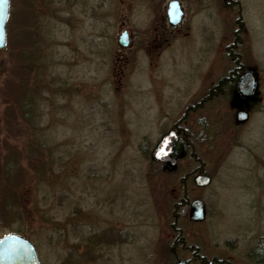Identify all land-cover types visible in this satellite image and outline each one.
Here are the masks:
<instances>
[{
  "label": "rangeland",
  "instance_id": "1",
  "mask_svg": "<svg viewBox=\"0 0 264 264\" xmlns=\"http://www.w3.org/2000/svg\"><path fill=\"white\" fill-rule=\"evenodd\" d=\"M211 3L207 31L201 18L126 51L124 23L149 17L144 2L10 0L0 241L24 236L41 264H264V0ZM236 67L254 73V95L234 84L211 97ZM172 130L187 143L173 170L152 157Z\"/></svg>",
  "mask_w": 264,
  "mask_h": 264
},
{
  "label": "water",
  "instance_id": "2",
  "mask_svg": "<svg viewBox=\"0 0 264 264\" xmlns=\"http://www.w3.org/2000/svg\"><path fill=\"white\" fill-rule=\"evenodd\" d=\"M179 5L177 2L169 4L168 16L172 21L178 15ZM10 15V0H0V51L5 49L7 38V22ZM127 35L122 34L119 37L118 44L125 48L128 46ZM257 86V80L254 73L247 71L239 79L237 84L238 94L243 98H250L254 95ZM248 115L244 111L237 114L238 122H245ZM180 134L176 130L166 134L153 152V159L157 163H162L170 169H175L179 151L176 150ZM211 182L210 177L200 174L195 178V185L198 188H205ZM191 211L189 218L191 221L200 222L205 216V204L200 200H195L190 204ZM0 264H40L38 254L34 246L26 239L18 235H9L0 241ZM176 264H188L180 261Z\"/></svg>",
  "mask_w": 264,
  "mask_h": 264
},
{
  "label": "flooded vegetation",
  "instance_id": "3",
  "mask_svg": "<svg viewBox=\"0 0 264 264\" xmlns=\"http://www.w3.org/2000/svg\"><path fill=\"white\" fill-rule=\"evenodd\" d=\"M138 1L140 3L144 2V5H148L150 9L148 12L149 17L145 16L141 18V16L129 15V24L124 23V30L121 32V35H127L128 46L125 48L119 46L126 51H131L135 45H137L136 47H144V45L149 44V41L146 40V34L192 33L196 30V20L201 18H203V21L206 19L207 27L203 26L205 28H202L204 31H207L208 24H211L207 20L212 19V0H170L167 5H165L166 0ZM224 1L227 3L229 0ZM171 2H177L179 5L178 15L172 21L168 16L169 4ZM130 10H132L131 4L129 6ZM241 13L242 10H240L239 15ZM133 34H144V38L138 37L136 41Z\"/></svg>",
  "mask_w": 264,
  "mask_h": 264
},
{
  "label": "trees",
  "instance_id": "4",
  "mask_svg": "<svg viewBox=\"0 0 264 264\" xmlns=\"http://www.w3.org/2000/svg\"><path fill=\"white\" fill-rule=\"evenodd\" d=\"M234 60H235L237 63H239L238 57H235ZM236 70L238 71L237 74L235 73V75L230 76V78H227V79H226V78H222V79H220V80H219V81H218V82H217V83L211 88V90H210V96H211V97H213V98H217L218 96H222V95H224V93H225V91H226V89H227L228 87H230V86H232V85H234V84H235V85L237 84L239 78L241 77V75H242L246 70H244L243 67H239V68L236 67ZM23 112H24L26 118H28V117H29L28 112H27V111H24V110H23ZM180 133H181V137H180V140H179V142H178V144H177V150H179L180 153L182 154V152L185 151V150L187 149V148H186V147H187V143H186V141H185V139H186V135H185L183 132H181V131H180ZM201 173H204V171H203L202 169H200V170L198 171L197 175H198V174H201ZM16 235H19V234H16ZM20 236H21V235H20ZM22 237H24V236H22ZM182 246H184V241H183V240H182V242L175 243V245H174L173 247H171L170 252L175 251L176 248L178 249V247H181V248H182ZM252 256H254V257H255V256H258L257 252L253 253ZM256 260H259V259L257 258ZM188 263H189V262H188ZM189 264H191V263H189ZM208 264H210V263H208ZM211 264H212V263H211Z\"/></svg>",
  "mask_w": 264,
  "mask_h": 264
}]
</instances>
